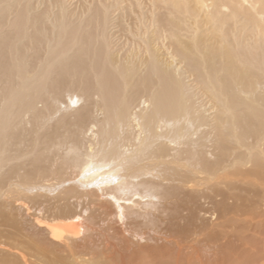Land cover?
Instances as JSON below:
<instances>
[{
    "label": "bare ground",
    "instance_id": "bare-ground-1",
    "mask_svg": "<svg viewBox=\"0 0 264 264\" xmlns=\"http://www.w3.org/2000/svg\"><path fill=\"white\" fill-rule=\"evenodd\" d=\"M248 163L264 168V0H0V180L7 202L65 199L51 240L98 212L163 239L154 264H219L188 225Z\"/></svg>",
    "mask_w": 264,
    "mask_h": 264
},
{
    "label": "rangeland",
    "instance_id": "rangeland-1",
    "mask_svg": "<svg viewBox=\"0 0 264 264\" xmlns=\"http://www.w3.org/2000/svg\"><path fill=\"white\" fill-rule=\"evenodd\" d=\"M120 9L115 8L113 12L116 24L118 21L121 23ZM133 16L131 14L127 17V22L131 26L135 23V16ZM116 31L120 35L124 34L121 25L117 26ZM125 37L126 35L120 38L125 39ZM227 173L221 174L216 180H210L207 185H210V194L215 201L205 202L203 200L204 210L199 214L197 220L188 225L190 230L197 233L193 235L194 239H198L195 248L204 257V261L209 259L211 261L217 256L219 264H264V168L259 170L257 166H253V163H248L245 169H239L237 174ZM47 179L51 180V177ZM51 181L56 182V179ZM7 182L8 180H0V187H3V195L0 197V264H26L21 255L27 256V264H49V262H51L50 264H154L153 260L156 258L153 256L159 253L162 242L165 243L163 239L159 241L150 239V235L153 233L152 229L145 225L141 226V231L144 229L143 232H147L142 233L141 238L139 235L132 237L126 232L123 236L116 229L118 226L112 215H99L98 212H95L93 216L95 223L92 224L94 230V232L92 230V234L85 235L84 232L79 234L80 239L71 245L65 244V240L61 241L60 237L53 241L50 238L52 237L50 231L43 229L46 228L45 225L69 222L74 219L70 218L69 220L67 214L64 213L65 199H62L61 195L34 193L28 195L29 198L22 197L15 203L7 202L5 198ZM19 204L25 205V212L33 217V221L43 223L42 228H39L33 221L30 222L33 225L29 223L30 220L24 216L26 214L20 211ZM215 205L217 206L215 207ZM37 227L38 229H36ZM136 228L140 229V226ZM82 235L85 237L83 238ZM49 238L50 240H48ZM108 243L111 244V247L107 246ZM90 244L92 245L89 246ZM6 246L10 248L8 249ZM61 247H64L65 252ZM163 247L161 246V248ZM112 249L117 250L113 253ZM82 250L85 251L81 253ZM107 255L109 256L107 257ZM38 256H41L43 260H40L41 258ZM45 256L47 257L45 258ZM86 257L93 258L86 262ZM166 262L174 264L169 260ZM195 263L200 264L194 261L193 264ZM155 264L157 263L155 262Z\"/></svg>",
    "mask_w": 264,
    "mask_h": 264
}]
</instances>
